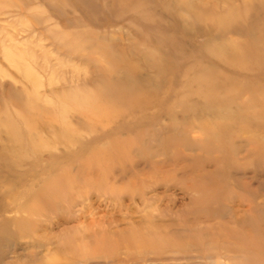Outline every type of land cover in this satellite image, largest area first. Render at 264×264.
Returning <instances> with one entry per match:
<instances>
[{"label":"rangeland","instance_id":"obj_1","mask_svg":"<svg viewBox=\"0 0 264 264\" xmlns=\"http://www.w3.org/2000/svg\"><path fill=\"white\" fill-rule=\"evenodd\" d=\"M236 246L264 264V0H0V264Z\"/></svg>","mask_w":264,"mask_h":264},{"label":"bare ground","instance_id":"obj_2","mask_svg":"<svg viewBox=\"0 0 264 264\" xmlns=\"http://www.w3.org/2000/svg\"><path fill=\"white\" fill-rule=\"evenodd\" d=\"M153 243V242H152ZM150 244L148 247H145L151 253L157 252V247H155L154 243ZM239 250L236 253L227 252L226 254H209L206 255V259L209 261L208 264H223V261L227 264H257L252 259L249 251L242 246H236ZM140 247H138L139 249ZM223 255V256H222ZM204 259V258H203ZM223 260V261H222ZM127 261V260H126ZM152 263H158L156 257H153ZM262 264V263H261Z\"/></svg>","mask_w":264,"mask_h":264}]
</instances>
